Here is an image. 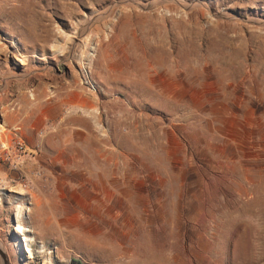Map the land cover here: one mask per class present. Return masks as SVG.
Returning <instances> with one entry per match:
<instances>
[{"label":"rangeland","instance_id":"1","mask_svg":"<svg viewBox=\"0 0 264 264\" xmlns=\"http://www.w3.org/2000/svg\"><path fill=\"white\" fill-rule=\"evenodd\" d=\"M0 244L264 264V0H0Z\"/></svg>","mask_w":264,"mask_h":264},{"label":"bare ground","instance_id":"2","mask_svg":"<svg viewBox=\"0 0 264 264\" xmlns=\"http://www.w3.org/2000/svg\"><path fill=\"white\" fill-rule=\"evenodd\" d=\"M52 34H51V32H50V30H49V32H48V30H45V32H44V34L42 35V36H40V38L39 39H41V40H43V42L45 41V40H48L49 39V37L51 36ZM19 226V225H18ZM16 231L17 232H19V233H22L23 232V229H22V227H17L16 228ZM30 251H31V254H33V251H32V249H29ZM51 253H53L52 251H50V254ZM114 254V253H113ZM117 257V256H116ZM52 264H60V263H58L56 260L55 261H52Z\"/></svg>","mask_w":264,"mask_h":264},{"label":"water","instance_id":"3","mask_svg":"<svg viewBox=\"0 0 264 264\" xmlns=\"http://www.w3.org/2000/svg\"><path fill=\"white\" fill-rule=\"evenodd\" d=\"M0 262L1 264H9L8 256L5 250L2 248L1 244H0Z\"/></svg>","mask_w":264,"mask_h":264},{"label":"built area","instance_id":"4","mask_svg":"<svg viewBox=\"0 0 264 264\" xmlns=\"http://www.w3.org/2000/svg\"><path fill=\"white\" fill-rule=\"evenodd\" d=\"M18 148H19V150H20L21 152L24 151V146H23V144H22L21 142H18Z\"/></svg>","mask_w":264,"mask_h":264}]
</instances>
